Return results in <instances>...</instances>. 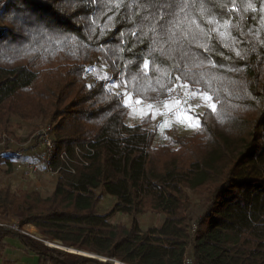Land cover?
Segmentation results:
<instances>
[{
  "label": "trees",
  "instance_id": "obj_1",
  "mask_svg": "<svg viewBox=\"0 0 264 264\" xmlns=\"http://www.w3.org/2000/svg\"><path fill=\"white\" fill-rule=\"evenodd\" d=\"M109 81L145 100L187 83L216 110L187 106L199 118L192 134L170 121L148 131L150 114L129 123ZM12 117L52 126L58 174L47 197L0 187V215L20 228L0 226V246L18 240L50 264H109L21 232L33 226L122 264H264V0H0L4 134ZM13 159L0 151V164ZM101 190L116 200L104 214ZM146 209L166 217L143 233ZM116 213L127 225L111 222Z\"/></svg>",
  "mask_w": 264,
  "mask_h": 264
},
{
  "label": "rangeland",
  "instance_id": "obj_2",
  "mask_svg": "<svg viewBox=\"0 0 264 264\" xmlns=\"http://www.w3.org/2000/svg\"><path fill=\"white\" fill-rule=\"evenodd\" d=\"M183 84L185 83H181L178 86H181ZM175 87L177 86L172 87L170 94L161 99L159 96L150 97V99L148 100L129 96V123L135 124L142 120L144 115L150 114L151 121L150 124L146 126V128L154 129V127L161 121H163V126L167 127V123L170 121L172 123H175L176 125L175 133L181 135L194 133L197 127H189L187 126L186 122L178 121L177 117L173 120L167 121L158 119V113L161 110L172 108L174 106L173 101L169 100V97L172 95ZM110 88L112 91L123 97L125 96V93H127L125 91L124 85L121 83H110ZM200 93L206 95L202 91H200ZM188 96L189 100L187 102V106L190 105L195 114L201 115L210 105L208 102L202 99L201 95L193 96L192 94H190ZM136 100L145 101L147 102V105L144 107L141 106L138 109H134L132 108V106L134 107V105L136 104ZM166 103L168 107H165ZM186 111H188L187 107ZM153 115H155V118H153ZM9 132L11 133V135L7 133L4 134L2 129L0 128V151H3V154L14 156L12 164L9 165L6 162L0 164V187L8 185L17 192L22 190H25L27 192L37 191L44 197L49 196L54 189L56 178L55 176L50 175L44 168L43 156L46 153V149L44 148L43 143H46L47 140H52L54 143L55 138L52 126L47 121L39 118L23 120L19 117H12L10 121ZM30 163L40 164L39 170L37 171L35 177L28 178L23 170H16V166H24ZM101 192L102 198L98 207V213L104 214L106 212H109L113 208L116 200L115 198L103 192V190H101ZM165 217L166 216L162 213L146 209L138 216L141 231L145 233L152 227H160ZM3 222L10 223L11 225H14L16 223L18 224L17 221ZM111 222L114 225H127L128 217L125 214L116 213L111 219ZM22 230L29 235L36 237L37 239L46 241L49 245L61 248L60 245L56 244L55 242L49 241L46 238L42 237L39 231L33 226H25L22 228ZM1 250L2 248L0 249V256L2 254ZM66 250L73 253H79L72 249ZM21 256L23 259H0V264H6L7 262H15L17 264H50L48 261L40 262L38 259H32L31 255Z\"/></svg>",
  "mask_w": 264,
  "mask_h": 264
},
{
  "label": "built area",
  "instance_id": "obj_3",
  "mask_svg": "<svg viewBox=\"0 0 264 264\" xmlns=\"http://www.w3.org/2000/svg\"><path fill=\"white\" fill-rule=\"evenodd\" d=\"M193 93H200V91L198 89H196L194 86L190 85V84H183L181 86H177L175 87L172 95L169 97V100L173 101V107L172 108H166L161 110L158 113V119L159 120H173L175 119L178 115H183L184 112L186 111V107H187V102L189 100V96L190 94ZM134 105V104H133ZM147 105V102L145 101H141L140 104H135L134 107L132 106V108L134 109H138L139 107H144ZM148 129V131H153V129ZM44 148L46 149V153L43 156V164H44V168L48 171V173L52 176H56L58 174L57 171L53 170L50 167V162L52 159V156L54 155V143L52 140H47L46 143H43ZM61 159L64 160L65 162H68L69 159L67 157V155H62ZM39 163H30V164H26L24 166L18 165L16 166V170H23V172H25L26 176L28 178H33L35 177L37 171L39 170ZM74 172V171H72ZM17 224V223H16ZM11 225L10 223H4L0 221V226H4V227H11L14 230H20L18 224L16 225ZM193 229H195V226L193 225ZM21 232L23 234L29 235L28 233H26L25 231L21 230ZM31 236V235H29ZM33 237V236H32ZM36 238V237H34ZM37 239V238H36ZM185 264H191V259H186Z\"/></svg>",
  "mask_w": 264,
  "mask_h": 264
},
{
  "label": "snow or ice",
  "instance_id": "obj_4",
  "mask_svg": "<svg viewBox=\"0 0 264 264\" xmlns=\"http://www.w3.org/2000/svg\"><path fill=\"white\" fill-rule=\"evenodd\" d=\"M109 19H111V17ZM212 22H214V21L209 20V23H212ZM215 22L216 23H219L218 21H215ZM29 23L30 24H35L34 21H29ZM225 23H227V22H225ZM43 27L44 28H48L49 25H43ZM221 35H224V34H221ZM237 55H239V53H237ZM143 67H144L145 70H147L149 68V61L145 60ZM109 83H113L114 84L115 81H109ZM192 95L193 96L201 95L202 99L205 100L206 102H208L210 104L212 110L213 111L216 110V104L214 102H212V97L211 96L203 95L201 93H193ZM123 103H124L125 106H128V103H129V95L127 93H125V96H124V99H123ZM135 103L136 104H140L141 101L140 100H136ZM149 107H151V106H149ZM165 107H168L167 103L165 104ZM153 118H155V115H153ZM177 119H178V121H184V122H186L187 126L192 127V128H196V127H199L200 126V124H199V118L196 117L191 112L190 109L188 111H185L182 116L181 115H178L177 116Z\"/></svg>",
  "mask_w": 264,
  "mask_h": 264
},
{
  "label": "crops",
  "instance_id": "obj_5",
  "mask_svg": "<svg viewBox=\"0 0 264 264\" xmlns=\"http://www.w3.org/2000/svg\"><path fill=\"white\" fill-rule=\"evenodd\" d=\"M11 219V218H10ZM8 216L0 215V221H6V222H13L15 220H10ZM2 248L0 259H23L21 255H31L32 259H38L39 258L33 254H30L26 252L24 247L19 243L18 240L15 239H7L3 242V244L0 246V249Z\"/></svg>",
  "mask_w": 264,
  "mask_h": 264
},
{
  "label": "water",
  "instance_id": "obj_6",
  "mask_svg": "<svg viewBox=\"0 0 264 264\" xmlns=\"http://www.w3.org/2000/svg\"><path fill=\"white\" fill-rule=\"evenodd\" d=\"M38 240H40V241L44 242L46 245H48V243H47L46 241L41 240V239H38ZM49 241H50V240H49ZM52 242H55L56 244L60 245L61 248H59V247H52V246H50V245H48V246H50V247H52V248H54V249L61 250V251H65V252L73 253V252H70V251L66 250V249H72V248L65 247L62 243L57 242V241H52ZM72 250H74V251H76V252H79V253H73V254H77V255H81V256L89 257V258H92V259H95V260H99V261L104 262V263L114 264V263H111V262H110V261H111L110 259H106V258H103V257H99V256H96V255H93V254H89V253H86V252H81V251H78V250H75V249H72ZM81 253H84V254H81ZM93 256H95V257H99V258H95V257H93ZM116 262H117V261H116ZM118 263H119V264H122V263H120V262H118Z\"/></svg>",
  "mask_w": 264,
  "mask_h": 264
},
{
  "label": "bare ground",
  "instance_id": "obj_7",
  "mask_svg": "<svg viewBox=\"0 0 264 264\" xmlns=\"http://www.w3.org/2000/svg\"><path fill=\"white\" fill-rule=\"evenodd\" d=\"M96 258H99V257H96ZM110 262L114 264H118V262H116L115 260H111Z\"/></svg>",
  "mask_w": 264,
  "mask_h": 264
}]
</instances>
